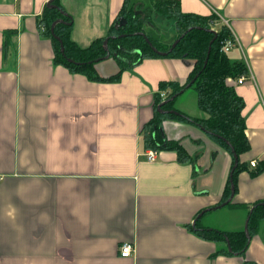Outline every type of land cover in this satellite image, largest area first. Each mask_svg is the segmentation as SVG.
Returning <instances> with one entry per match:
<instances>
[{"label": "crops", "instance_id": "obj_1", "mask_svg": "<svg viewBox=\"0 0 264 264\" xmlns=\"http://www.w3.org/2000/svg\"><path fill=\"white\" fill-rule=\"evenodd\" d=\"M49 1L0 0V264H264V224L241 256L220 253L224 243L189 229L199 218L202 228L243 230V207L227 206L235 219L228 226L201 225L221 204L232 163L227 151L192 124L164 120V138L179 143L194 164L179 163L166 150L146 160L143 127L153 116L158 84L183 85L192 62L146 59L117 83L72 74L53 63L41 31ZM178 1L183 13L219 15L238 41L227 57L249 73L243 84L234 83L244 102L249 150L239 157L248 167L236 175L232 202L262 203L264 170L250 174L256 166L249 163L264 164V0ZM122 3L58 0L80 47L106 34ZM94 69L104 78L118 67L107 58ZM181 96L175 111L207 118L196 93L191 108ZM123 243L133 245L128 258L119 254Z\"/></svg>", "mask_w": 264, "mask_h": 264}, {"label": "trees", "instance_id": "obj_2", "mask_svg": "<svg viewBox=\"0 0 264 264\" xmlns=\"http://www.w3.org/2000/svg\"><path fill=\"white\" fill-rule=\"evenodd\" d=\"M51 5L55 7L46 6L44 8L39 24L44 29L43 35L51 42L54 55L53 63L63 66L72 74L82 75L89 81L117 83L124 71L135 68L146 59L170 58L192 62V69L183 85L174 81L159 82L158 92L154 94L153 116L143 127V142L147 150L173 151L176 153L179 163L194 164V160L179 143L164 138L161 124L164 120H174L202 129L213 142L230 154L231 168L234 164L233 153L237 156V166L231 176L235 195L237 192L236 175L242 170H247L248 167L240 162L239 157L249 150V142L245 132V120L242 116L244 102L236 94L234 83L238 77L248 76V70L244 63L231 62L227 54L220 51L224 41L231 38V32L226 25L220 22L218 16L183 13L178 0H149V5L132 4L130 0H123L120 10L106 34L94 39L87 47H80L70 37L72 29L70 16L60 7L58 0H52ZM119 18L122 19L121 25H119ZM167 21L174 27V41L179 39L173 48L171 45L174 41L169 42L170 44L164 43L148 34L149 29L156 30L159 22ZM215 24L218 26L215 27ZM147 28L149 29L147 30ZM209 29H215V34L209 32ZM145 38L148 39L152 47L148 45ZM105 39H107L106 50L103 45ZM60 44L63 52L60 51ZM6 54L5 45L3 48L4 58H6ZM107 54L108 58L115 61L118 70L113 75L103 78L97 75L94 66L105 60ZM231 82L233 84H229ZM188 84H190L188 88L195 90L197 108L207 115L206 119H194L179 112L180 115L157 111L158 105L177 95L180 91L187 90ZM161 92L164 93V99L160 97ZM179 96L172 101L163 103L160 109L175 111L173 104ZM257 166L254 168L255 173L251 172L250 174L264 170V164ZM229 178L220 203L225 202L230 196ZM226 206L231 209L243 207L248 210L247 232L249 239L246 238L243 230L224 232L202 228L198 223L199 218L189 229L203 240L224 243L225 248L221 249L220 253L226 256H241L244 254L249 240L259 233L261 225L264 224V202L247 206L236 205L231 200Z\"/></svg>", "mask_w": 264, "mask_h": 264}, {"label": "rangeland", "instance_id": "obj_3", "mask_svg": "<svg viewBox=\"0 0 264 264\" xmlns=\"http://www.w3.org/2000/svg\"><path fill=\"white\" fill-rule=\"evenodd\" d=\"M144 1H147V0H144ZM119 19H121V18H119ZM119 19H118V21H119ZM148 29L149 28H147V30ZM153 33L156 35V38L158 40H160L164 43H169V42L174 41V36H175L174 27H173L172 23H170L168 21L160 23ZM193 95L195 96V90L193 88H187V90H185L183 95L182 96L180 95L181 98L179 101L182 102L183 104H185V106L187 108H191V106L193 107V104H194V101H192V105H191V97ZM173 106H174V104H173ZM228 211H229V208L227 206H223V207L218 208V209H213V210L207 211L203 215V217L201 218V220H202L201 225L204 226L206 224L209 226H211V225L220 226V224L223 222V223H226V225L228 226L231 223H234L235 219L233 218V216L231 214H229Z\"/></svg>", "mask_w": 264, "mask_h": 264}, {"label": "built area", "instance_id": "obj_4", "mask_svg": "<svg viewBox=\"0 0 264 264\" xmlns=\"http://www.w3.org/2000/svg\"><path fill=\"white\" fill-rule=\"evenodd\" d=\"M215 15L218 16V18H219V15H217V14H215ZM219 20L222 24H225L223 21H221L220 18H219ZM216 26H218V24H216L215 27ZM215 29H214V31H216ZM43 30L44 29H41V31H43ZM237 45H238V41L234 37V35H232V33H231V38L224 41L220 51L222 53L227 54L231 49H233ZM248 78H249V73H248V76H240L235 81V84H238V85L243 84ZM160 97L162 99H164V93L163 92L160 93ZM155 156H156L155 150H148L145 154L146 160L149 162L154 161ZM249 164L252 168H254L256 166L255 161H252ZM1 181H2V176L0 175V182ZM132 250H133V245L131 243H123L119 247V254L122 258H128L131 256Z\"/></svg>", "mask_w": 264, "mask_h": 264}, {"label": "water", "instance_id": "obj_5", "mask_svg": "<svg viewBox=\"0 0 264 264\" xmlns=\"http://www.w3.org/2000/svg\"><path fill=\"white\" fill-rule=\"evenodd\" d=\"M51 2H52V0H50L46 5H47V6H51V7H55L54 5H51ZM121 21H122V19H119V25H121V23H120ZM59 22H62V21H59ZM52 30H53V29H52V27H51V32H52ZM208 31L211 32L212 34H215V31L212 30V29H209ZM142 35H143V34H142ZM145 40H146V42L148 43V45L151 46V44H150V42L148 41V39L145 38ZM178 40H179V39H176V40L172 43L171 48H173V47L177 44ZM106 41H107V39H105V41L103 42V45H104V49H105V50H106V45H105V44H106ZM211 43H212V41L209 43L208 53H209V51H210V44H211ZM151 47H152V46H151ZM152 49H153V48H152ZM153 50L155 51V49H153ZM169 50H171V49H169ZM60 51L63 52V49H62L61 44H60ZM159 54H161V55H165L166 53H159ZM108 57H109V56H108V54H107V55L105 56L104 59H107ZM205 63H206V61H205ZM189 85H190V84H188V85L186 86V88H188ZM183 92H184V90L180 91L177 95H174L173 97H171V98L168 99L167 101H163L160 105H158V107H157V111L160 112V113H170V114L180 115V114H179L178 112H176V111H172V110H170V111H164V110H161L160 107L162 106L163 103L174 100V98H176L178 95H181ZM231 151L233 152V149H231ZM233 158H234V164H233V167L231 168V170H230V174H229V177H230V178H229V182H230V196H229V198H228L225 202H223V203H221L220 205L216 206L215 209H217V208H221V207L227 205V204L232 200V198H233L234 193H233V184H232L231 176H232V172H233V170H234L235 167L237 166V156H236L234 153H233ZM202 214H203V213H200V214L197 216V218L200 217ZM248 218H249V217L247 216V218H246V220H245V223H244L243 231H244V234H245L246 238L249 239L248 232H247ZM195 220H196V219H195ZM193 224H194V223H193Z\"/></svg>", "mask_w": 264, "mask_h": 264}]
</instances>
